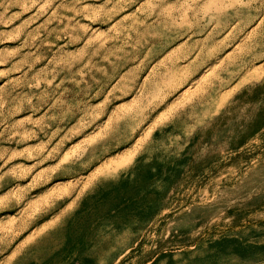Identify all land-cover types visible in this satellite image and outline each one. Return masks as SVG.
Listing matches in <instances>:
<instances>
[{"label":"rangeland","instance_id":"obj_1","mask_svg":"<svg viewBox=\"0 0 264 264\" xmlns=\"http://www.w3.org/2000/svg\"><path fill=\"white\" fill-rule=\"evenodd\" d=\"M0 264H264V0H0Z\"/></svg>","mask_w":264,"mask_h":264},{"label":"bare ground","instance_id":"obj_2","mask_svg":"<svg viewBox=\"0 0 264 264\" xmlns=\"http://www.w3.org/2000/svg\"><path fill=\"white\" fill-rule=\"evenodd\" d=\"M98 250V249H97ZM99 253V252H98ZM101 254V253H100ZM92 255H93V253H92ZM95 255V254H94ZM95 257H93V259H94Z\"/></svg>","mask_w":264,"mask_h":264}]
</instances>
